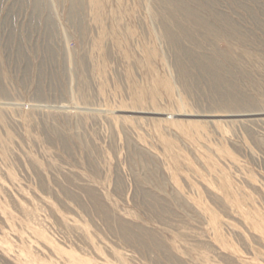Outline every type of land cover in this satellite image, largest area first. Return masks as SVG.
Wrapping results in <instances>:
<instances>
[{"label": "rangeland", "instance_id": "obj_1", "mask_svg": "<svg viewBox=\"0 0 264 264\" xmlns=\"http://www.w3.org/2000/svg\"><path fill=\"white\" fill-rule=\"evenodd\" d=\"M183 1L0 0V264H264V0Z\"/></svg>", "mask_w": 264, "mask_h": 264}, {"label": "bare ground", "instance_id": "obj_2", "mask_svg": "<svg viewBox=\"0 0 264 264\" xmlns=\"http://www.w3.org/2000/svg\"><path fill=\"white\" fill-rule=\"evenodd\" d=\"M162 3L164 5V7L166 6L168 8V10H167L168 15L164 19V31H165V36L167 38V43H169V45L173 49H176V48L178 49L179 46L182 47V45H183L182 43L185 42V40L186 41H189L190 43H192L193 46H195V42L197 41L196 39H194L195 38V34L188 27H186L184 25L183 21H185V20L179 18V15L182 14V13H179V12H182L183 10L182 9H179L178 6H177V4H180L181 6L182 5H185L186 6V4H185L186 2H184L183 0H180V1L162 0ZM199 4H200V2H199ZM187 9H188L187 13L184 14V16L186 17L185 19L187 21L194 22L193 23L194 25L197 23L195 25V27L198 26L200 29H203L207 33L208 32L217 33V31H218L217 28H215L210 23H208L207 21H205V19H203L204 17L202 18V16L198 14V12H199L198 10H197L198 12H196V11L194 12V11H192V10H194L192 8H187ZM160 15H161V13H160ZM223 18H224V20H223ZM196 20H199L200 22H197ZM224 22H226V18L225 17H222V23H224ZM227 24L230 25L229 22ZM176 29H177V34H176V31H175ZM197 43H199V42L197 41ZM182 51H184V50L182 49ZM186 52L187 53H181V54H185V55L189 56V58H191L189 62L192 64V66H193V64H194V66L201 65L202 64V61L204 62L203 59L198 58L199 56L197 54H195L196 51L195 52L186 51ZM195 56H197L198 59L197 58H194ZM216 61H218L222 65V63L218 59ZM186 63L183 64V66H184L183 67V72L184 73L183 72H180V76H181V81H182L184 87H186V89H189L190 90L192 84L189 81V77H190V73H191L190 70H191V67L192 66H191V64L189 65L188 62H186ZM201 67H202V65H201ZM189 68H190V70H189ZM206 68L209 69L211 67H206ZM188 74H189V76H188ZM217 79H219V78H217ZM216 82L217 83H220V80L219 81H216ZM219 87H221V85ZM230 89H232V88H230ZM229 91H230V93L232 95H234V93L236 91V88L234 87L232 90H229ZM227 98L229 99V96H227ZM234 98H236V97H234ZM248 116L249 115H247V116L241 115L242 118L243 117L247 118L246 121L250 120V118L251 119L253 118L251 116H249V117Z\"/></svg>", "mask_w": 264, "mask_h": 264}]
</instances>
